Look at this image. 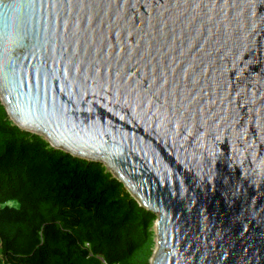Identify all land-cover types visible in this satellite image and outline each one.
Here are the masks:
<instances>
[{"label": "water", "instance_id": "1", "mask_svg": "<svg viewBox=\"0 0 264 264\" xmlns=\"http://www.w3.org/2000/svg\"><path fill=\"white\" fill-rule=\"evenodd\" d=\"M0 101L155 215L150 264H264V0H0Z\"/></svg>", "mask_w": 264, "mask_h": 264}, {"label": "trees", "instance_id": "2", "mask_svg": "<svg viewBox=\"0 0 264 264\" xmlns=\"http://www.w3.org/2000/svg\"><path fill=\"white\" fill-rule=\"evenodd\" d=\"M155 218L101 162L21 130L0 101V264H150Z\"/></svg>", "mask_w": 264, "mask_h": 264}, {"label": "rangeland", "instance_id": "3", "mask_svg": "<svg viewBox=\"0 0 264 264\" xmlns=\"http://www.w3.org/2000/svg\"><path fill=\"white\" fill-rule=\"evenodd\" d=\"M12 204V203H10ZM152 230L154 231V228L152 227ZM155 249V237H154V246H153V250ZM150 261V260H149Z\"/></svg>", "mask_w": 264, "mask_h": 264}, {"label": "bare ground", "instance_id": "4", "mask_svg": "<svg viewBox=\"0 0 264 264\" xmlns=\"http://www.w3.org/2000/svg\"><path fill=\"white\" fill-rule=\"evenodd\" d=\"M156 241H157V236L155 237Z\"/></svg>", "mask_w": 264, "mask_h": 264}]
</instances>
